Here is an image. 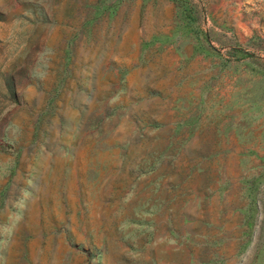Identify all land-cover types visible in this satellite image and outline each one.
Listing matches in <instances>:
<instances>
[{"label": "rangeland", "instance_id": "1", "mask_svg": "<svg viewBox=\"0 0 264 264\" xmlns=\"http://www.w3.org/2000/svg\"><path fill=\"white\" fill-rule=\"evenodd\" d=\"M146 233L264 264V0H0V264Z\"/></svg>", "mask_w": 264, "mask_h": 264}, {"label": "crops", "instance_id": "2", "mask_svg": "<svg viewBox=\"0 0 264 264\" xmlns=\"http://www.w3.org/2000/svg\"><path fill=\"white\" fill-rule=\"evenodd\" d=\"M131 237L134 238L133 243L127 244L126 249L121 251V257L125 255L124 264H156V248L159 249L160 256L169 255L173 251L186 253L191 258L190 261H194L195 264H222L229 258V249H227L229 242H235L234 236L222 233L211 235L186 234L178 236L177 239H171V235L152 233L132 235ZM189 242L194 244H189ZM224 246L226 249H223ZM231 246L234 247L233 244ZM127 254H130V260L126 256ZM234 254L233 248L230 250V257L232 258ZM161 264H187V262L167 261Z\"/></svg>", "mask_w": 264, "mask_h": 264}]
</instances>
